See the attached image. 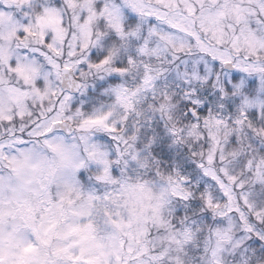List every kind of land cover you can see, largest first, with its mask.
<instances>
[{
  "label": "snow or ice",
  "instance_id": "6c2138e0",
  "mask_svg": "<svg viewBox=\"0 0 264 264\" xmlns=\"http://www.w3.org/2000/svg\"><path fill=\"white\" fill-rule=\"evenodd\" d=\"M0 264H264V0H0Z\"/></svg>",
  "mask_w": 264,
  "mask_h": 264
}]
</instances>
